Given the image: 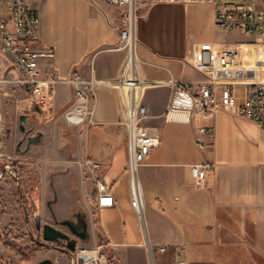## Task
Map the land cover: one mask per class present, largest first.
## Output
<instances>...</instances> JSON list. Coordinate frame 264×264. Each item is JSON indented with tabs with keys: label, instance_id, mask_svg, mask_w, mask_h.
I'll use <instances>...</instances> for the list:
<instances>
[{
	"label": "crops",
	"instance_id": "0c3cea01",
	"mask_svg": "<svg viewBox=\"0 0 264 264\" xmlns=\"http://www.w3.org/2000/svg\"><path fill=\"white\" fill-rule=\"evenodd\" d=\"M140 6L136 68L149 84L146 125L159 128L162 137L138 173L144 214L132 207L121 92L99 89L94 122L69 127L63 114L74 101V91L60 84L50 99L46 119L51 124L36 155L43 186L41 221L57 227L83 220L85 249L104 246L120 264H177L178 254L187 264H264V131L251 120L222 112L193 125L167 123L164 117L173 83L220 78L230 56L235 57V46L243 48L237 59L241 55L251 63L246 72L254 73L258 53L254 45L223 39L229 32L217 29L214 5L140 0ZM31 9L41 21L39 46L55 54L43 61L50 71L61 78L78 73L86 79H120L127 53L118 50L120 15L115 9L98 8L90 0H38ZM1 56L5 67L8 63L12 68V55ZM236 90L243 97L246 86L239 84ZM199 125L214 128L204 150L195 141ZM88 161L101 168L94 170ZM204 162L214 170L204 187L196 189L190 165ZM99 181L112 188L113 207L98 208ZM159 247L167 252L160 253ZM38 260L72 264L70 255L52 247L40 252Z\"/></svg>",
	"mask_w": 264,
	"mask_h": 264
},
{
	"label": "built area",
	"instance_id": "2783aa9c",
	"mask_svg": "<svg viewBox=\"0 0 264 264\" xmlns=\"http://www.w3.org/2000/svg\"><path fill=\"white\" fill-rule=\"evenodd\" d=\"M38 0H10L9 13L0 14V52L13 57L12 68L15 72V86L21 88L36 105L53 97L60 84L73 88L74 101L64 112V123L69 127L92 124L96 116L97 94L103 87L121 92L122 123L127 128L128 165L131 175L132 207L143 216L145 198L138 173L147 158L160 147L162 137L159 128L146 125L150 108L145 101V91L149 84L141 79L136 68V23L141 14L140 0H90L100 8L115 9L120 15L116 27L119 32L118 50H124L127 58L122 76L115 81L86 79L78 73L61 78L43 65V61L53 60V50L39 46L41 41V21L31 4ZM175 3L211 4L216 7V27L224 32H238L245 40L261 43L264 41V6L257 0H166ZM238 83L210 80L197 84L173 83L172 95L165 112L167 123L193 125L222 112L256 123L264 131V81L247 82L246 92L241 97L236 90ZM196 144L200 150L209 145L214 136L212 126L196 127ZM94 170L100 164L87 162ZM16 166L7 165L0 179L6 174L16 177ZM214 170L212 163L204 162L190 165V182L196 189L204 187L208 175ZM98 208L114 206L112 188L105 182L97 183ZM149 251L153 253V248ZM160 253L167 248L159 247ZM88 255L85 262L80 256ZM72 264H111L110 256L99 246L95 249H79L72 257ZM113 264H120L114 262ZM177 264H187L181 254Z\"/></svg>",
	"mask_w": 264,
	"mask_h": 264
},
{
	"label": "rangeland",
	"instance_id": "374dc122",
	"mask_svg": "<svg viewBox=\"0 0 264 264\" xmlns=\"http://www.w3.org/2000/svg\"><path fill=\"white\" fill-rule=\"evenodd\" d=\"M8 1L0 0V13L4 14ZM257 3L259 6H264V0H257ZM191 34L198 37L195 31H190L189 35ZM244 38L238 32H229L223 39L228 42L235 41L238 44L254 45L258 53L254 73L246 72L250 69L251 63L241 55L237 59V53H241L243 48L235 46L233 47L235 52H232L235 53L233 55L235 57H228L230 64L223 68L225 70L222 73L220 72V78L212 79L238 84L264 81V41L256 43L252 41L253 38L249 40ZM4 63L0 53V174L4 172L7 165L16 166L17 169L16 177L6 174L0 179V264H26L28 262L39 264L41 263L38 260L39 253L56 246V244L46 243L47 248L40 249L36 246L32 235L34 232L32 215L40 214V198L43 195V186L40 185L36 168V155L40 143L31 145V155L15 153V146L18 140L28 134L30 136L41 132L44 138L51 124L46 116L51 110L52 100H46L41 105L32 103L29 96L21 88L15 86L14 80L17 75L8 63L6 67ZM219 63L224 64L223 61ZM35 107H39V113H33ZM25 114L30 115V120L26 124L27 132L23 134L17 126L19 116ZM62 129L68 130V127L62 126ZM21 189L25 194V199L20 198L19 190ZM23 204L28 209L29 215L25 214ZM61 230L66 232L64 228ZM35 234L36 240L43 242L42 235L40 238L37 232ZM78 243L79 248H85L83 240H78Z\"/></svg>",
	"mask_w": 264,
	"mask_h": 264
},
{
	"label": "water",
	"instance_id": "95a60500",
	"mask_svg": "<svg viewBox=\"0 0 264 264\" xmlns=\"http://www.w3.org/2000/svg\"><path fill=\"white\" fill-rule=\"evenodd\" d=\"M21 124L25 123L24 117L21 118ZM23 126V125H22ZM22 130H24V127H22ZM42 137V134L40 133L37 137L32 138L29 140L30 143H39L40 139ZM36 226L41 231L42 234V240L44 243H50L56 250L63 252L65 254L70 255L71 257L74 256V253L77 251V241L75 239H72L71 236L64 231L57 229L53 225L50 224H41V218L40 215H37L35 217ZM62 225L67 226L74 234L78 235L79 238L85 240L86 239V233L81 232L79 233L78 229L75 227V225L70 221H65L62 223ZM88 259H90V256L83 255L79 257V260L81 262H85ZM39 264H52L49 261H43Z\"/></svg>",
	"mask_w": 264,
	"mask_h": 264
},
{
	"label": "flooded vegetation",
	"instance_id": "af4514ba",
	"mask_svg": "<svg viewBox=\"0 0 264 264\" xmlns=\"http://www.w3.org/2000/svg\"><path fill=\"white\" fill-rule=\"evenodd\" d=\"M39 107H35L34 108V110H33V113H35V112H37V113H39V109H38ZM22 117H24V119H25V123L24 124H21V118ZM30 120V115L29 114H25V115H21V116H19V124H18V126H17V128H18V130L21 132V133H23V134H25L26 132H27V130H26V124H27V122ZM23 125V126H22ZM22 127H24V130H22ZM28 131H30V129L28 130ZM41 133V132H40ZM40 133H38V134H33V135H30L29 136V134L26 136V137H23V138H21L20 140H18V142H17V144H16V146H15V153H17V154H20V153H22V155H25V154H27L28 152H29V150H30V147H31V145L32 144H36V143H30L29 142V140L30 139H32V138H35V137H37ZM42 134V133H41ZM42 138H43V134H42V137H41V139H40V142H41V140H42ZM0 140H1V138H0ZM39 142V143H40ZM24 144H26L25 145V147H24ZM38 144V143H37ZM23 147V148H22ZM23 190L21 189V190H19V193H20V198L21 199H25V194L22 192ZM23 206H24V204H23ZM24 211H25V214L26 215H29V211H28V209L26 208V207H24ZM37 215L36 214H33L32 215V218H33V221H34V232H33V240L35 241V244H36V246L37 247H40L39 245L40 244H42L43 246H42V249H44V248H47V244L46 243H44V241L43 242H41V241H39V239L38 240H36V232L40 235V238H41V231L37 228V226H36V221H35V217H36ZM29 216H27V218H28ZM41 224L42 225H45V224H43L42 223V221H41ZM75 225V227L78 229V231H79V233H81V232H85L86 233V237H87V230H86V224H85V222L83 221V220H80L77 224H74ZM55 227V226H54ZM58 227V228H57ZM57 229H62V228H64L65 230H66V232L65 233H67V234H69L70 236H71V238L72 239H75L76 241H77V251L79 250V249H81V248H79V243H78V240H83V239H81V238H79V236L78 235H76V234H74L67 226H64V225H62V224H58L57 225ZM63 231V230H62ZM84 241V240H83ZM52 248H54L53 246H52ZM55 249V248H54Z\"/></svg>",
	"mask_w": 264,
	"mask_h": 264
},
{
	"label": "trees",
	"instance_id": "16d2710c",
	"mask_svg": "<svg viewBox=\"0 0 264 264\" xmlns=\"http://www.w3.org/2000/svg\"><path fill=\"white\" fill-rule=\"evenodd\" d=\"M24 207H25V204H24ZM40 246V249H42V244H40L39 245ZM110 256V262H111V264H113L114 262H115V259H114V257L113 256H111V255H109Z\"/></svg>",
	"mask_w": 264,
	"mask_h": 264
}]
</instances>
